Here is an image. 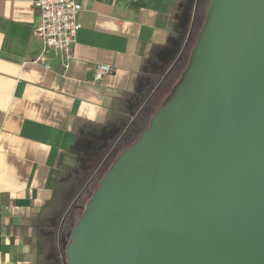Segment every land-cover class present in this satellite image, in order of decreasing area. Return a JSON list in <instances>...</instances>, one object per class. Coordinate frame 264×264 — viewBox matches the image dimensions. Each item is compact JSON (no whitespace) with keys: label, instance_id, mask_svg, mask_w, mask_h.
<instances>
[{"label":"water","instance_id":"1","mask_svg":"<svg viewBox=\"0 0 264 264\" xmlns=\"http://www.w3.org/2000/svg\"><path fill=\"white\" fill-rule=\"evenodd\" d=\"M67 264H264V0H209L188 64L74 226Z\"/></svg>","mask_w":264,"mask_h":264},{"label":"crops","instance_id":"2","mask_svg":"<svg viewBox=\"0 0 264 264\" xmlns=\"http://www.w3.org/2000/svg\"><path fill=\"white\" fill-rule=\"evenodd\" d=\"M33 2L0 0V264H31L32 222L53 200L61 166L75 165L81 142L110 143L145 105L191 20L189 0H80L70 66L51 55L47 69L35 62ZM98 64L110 66L101 79Z\"/></svg>","mask_w":264,"mask_h":264},{"label":"rangeland","instance_id":"3","mask_svg":"<svg viewBox=\"0 0 264 264\" xmlns=\"http://www.w3.org/2000/svg\"><path fill=\"white\" fill-rule=\"evenodd\" d=\"M196 2L197 0H189L187 14L191 19L193 18V12L196 9ZM205 7L206 2L201 9L202 13L206 11ZM198 20L199 25L202 21L201 15H199ZM198 28L194 32V36L198 33ZM185 35L186 30L183 35L186 39ZM185 66L186 61L182 63L181 68L173 71L159 86L152 99V107H149L150 110L154 111V107L156 108L164 102L172 87L179 80ZM146 110H149L146 105L141 109L138 108L134 114L130 115L125 126L114 131L113 137L122 136L127 138V136L131 135L135 123L141 118V111L144 113ZM148 122L150 123V120L142 126L140 132L148 126ZM137 137L138 134L125 142H122L115 150L112 158L106 161L101 167H99L100 164L94 166V164H96L95 161L100 158V155H98L94 159V155L98 152L101 153V148H104L110 143H80L81 145L76 149V151L80 153L79 160H77L75 165L61 166L58 173V183L53 200L43 207L42 212L37 215L32 222L33 236L30 238L32 246L30 256L31 264H60V259H64V261L67 262L66 249L70 242L71 233L74 226L84 213L86 204L98 188L102 178L106 174L105 171L110 169L122 150H124V147L126 148L134 143ZM111 149L112 147L107 148L105 153H109V150ZM97 167H99L98 170H96Z\"/></svg>","mask_w":264,"mask_h":264},{"label":"built area","instance_id":"4","mask_svg":"<svg viewBox=\"0 0 264 264\" xmlns=\"http://www.w3.org/2000/svg\"><path fill=\"white\" fill-rule=\"evenodd\" d=\"M33 4L40 16L35 34L42 41V50L35 62L50 69V56L54 55L65 68H69L82 27L79 19L82 3L80 0H34ZM109 72V65L98 64L95 75L101 79Z\"/></svg>","mask_w":264,"mask_h":264},{"label":"trees","instance_id":"5","mask_svg":"<svg viewBox=\"0 0 264 264\" xmlns=\"http://www.w3.org/2000/svg\"><path fill=\"white\" fill-rule=\"evenodd\" d=\"M205 2H206V7H207L208 0H206V1L205 0H197L196 9L193 12V18L190 20L189 24L187 25L186 35H185L186 36L185 45H184L183 49L180 51V53L178 55V58L176 60V63L174 64V66H172L170 68V69H172L171 72L170 73H166L167 75L165 74L163 76V78H161L160 81H157V82H154V83L151 84V87H150V90L148 91V94L146 95V97H144V100L142 101V103H144L146 106L152 107V99L154 97L155 92L157 91L159 86L165 81V79L173 71L177 70L178 68H181L182 67V63H184V61H186V66H187L188 61H189V57H190V54H191V50H192V48L194 47V45L196 43V40H197V37H198V34H199V30L201 29V27L203 25V20L205 19V16H206V11H204V13L201 12V9L205 5ZM206 7H205V10H206ZM199 15H201L202 21H201V24L198 25V21L200 20V19L198 20ZM197 28H198V33L194 36V32L196 31ZM186 66H185V68H186ZM158 107H156V108L154 107V111L153 110H148V111L146 110L144 113H142V111H141V118H140V120H137V122L135 123V126L133 128V132H131V135L127 136V138H124L122 136H117V135H116L117 137L114 136L109 145H106L104 148H101V150H100V152L102 151L101 153L98 152L99 154L97 153V154L94 155V159L96 158V156L100 155V158L97 161H95L96 164H94V166L100 164L99 167H101L106 161H108L110 158H112L115 150L117 149V147L119 145H121L122 142H125L126 140L130 139L133 136H136L137 134H138V137H137V139H138L139 136L141 135V133L149 126V124H148V126H146V128L142 132H140L142 126H144L147 123V121L151 119L152 115L154 114V112L156 111V109ZM109 147H112V149L109 150V153H105L106 149L109 148ZM124 149H125V147H124ZM101 161H102V163H101ZM99 167H97L96 170H98ZM105 172L107 173L108 170H106ZM93 194H92V196H93ZM59 261H60V264H67V262H65L64 259H60Z\"/></svg>","mask_w":264,"mask_h":264}]
</instances>
